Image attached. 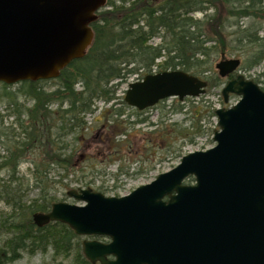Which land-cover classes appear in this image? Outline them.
<instances>
[{
  "label": "water",
  "instance_id": "95a60500",
  "mask_svg": "<svg viewBox=\"0 0 264 264\" xmlns=\"http://www.w3.org/2000/svg\"><path fill=\"white\" fill-rule=\"evenodd\" d=\"M107 0H0V83L56 79L83 58L94 40L91 24ZM239 59L216 64L227 78ZM208 82L182 70L146 75L129 84L125 103L145 111L169 98H198ZM216 145L185 155L172 170L122 197L72 189L81 204L53 203L35 213L38 227L67 225L86 239L92 264H264V90L237 73L222 89ZM190 177L192 185H184ZM109 257H112L110 259Z\"/></svg>",
  "mask_w": 264,
  "mask_h": 264
},
{
  "label": "trees",
  "instance_id": "16d2710c",
  "mask_svg": "<svg viewBox=\"0 0 264 264\" xmlns=\"http://www.w3.org/2000/svg\"><path fill=\"white\" fill-rule=\"evenodd\" d=\"M197 14H204L203 19H196ZM91 27L94 40L86 55L56 79L0 83V202L10 208L0 212V230L6 235L0 264L37 253H51L67 264H91L73 230L59 222L38 227L33 215L60 202L51 173L63 171L61 183L70 176L80 140L89 131L86 117L96 113L97 104L110 105L104 113L112 124L130 108L125 101L115 107L123 83L155 70H182L200 78L212 71L201 69L207 61L200 58L207 59L213 50L223 58L224 52L233 54L232 46L246 52L240 69L251 71L264 63V0H107ZM227 28H233L229 36ZM209 35L216 36L220 49L209 46L214 42ZM155 39L159 43L153 45ZM206 81L208 87L224 84L215 75ZM2 110L13 118L8 127ZM215 110L210 104L204 115L213 117ZM28 157L30 180L39 194L25 201L19 169Z\"/></svg>",
  "mask_w": 264,
  "mask_h": 264
},
{
  "label": "rangeland",
  "instance_id": "374dc122",
  "mask_svg": "<svg viewBox=\"0 0 264 264\" xmlns=\"http://www.w3.org/2000/svg\"><path fill=\"white\" fill-rule=\"evenodd\" d=\"M154 1L160 3L162 0ZM203 17L204 14L195 15L196 19ZM231 29L233 28H227L225 31L228 36ZM209 36L214 39L209 46L214 44L220 49L216 36ZM157 43L159 39L152 41L153 45ZM229 50L233 54L224 52V59H239L243 63L247 56L243 49L232 46ZM223 58L215 50L211 51L207 59L201 57V60L207 61L201 69L211 67L212 71L200 74V78L208 80L214 75L219 77L216 64ZM237 73L248 79H259V86L264 88V63L251 71L239 68ZM136 79L137 76H133L121 85L118 91L119 100L115 103L116 108L122 107L125 92L129 84ZM227 80L223 79L224 84L220 86L208 87L206 94L198 98H186L183 102L178 98L165 99L156 106L142 111L141 114H137L136 109L132 107L126 108L116 124L106 120L104 112L110 105L98 103L96 113L86 117L89 131L85 140H80L81 146L77 148L70 176L63 178L61 183L63 171L55 170L51 173L54 182L57 183L58 190L55 191L57 200L80 205V202L66 194L69 190L78 188H91L106 196H124L175 168L185 155L213 148L216 144L213 134L219 129L218 120L216 116L204 115V110L210 104L215 108H228L239 100L238 96L233 95L228 103H224L222 89ZM187 99L190 100L186 101ZM180 106L184 108L181 110ZM2 113L5 115L6 127L10 126L13 118L6 116L3 110ZM197 129L200 131L197 132ZM31 159L26 158L19 169L20 178L24 177L22 194L25 201H30L39 194L30 180ZM1 177H5V174L3 173ZM0 212H10V208L0 202ZM5 238V233L0 230V244ZM84 239L86 238H80L81 243ZM12 264H67V262L63 259L54 260L51 253H37L23 254L20 260Z\"/></svg>",
  "mask_w": 264,
  "mask_h": 264
},
{
  "label": "flooded vegetation",
  "instance_id": "af4514ba",
  "mask_svg": "<svg viewBox=\"0 0 264 264\" xmlns=\"http://www.w3.org/2000/svg\"><path fill=\"white\" fill-rule=\"evenodd\" d=\"M192 183H193L192 181L189 182V180H187L184 183V185H192ZM86 239H89V240H97V241H99L101 243H109L110 242V240L107 239V238H105V237H86ZM86 239H84V240H86ZM84 240L81 243L82 245H83ZM109 258L112 259V257H109ZM97 264H99V263H97Z\"/></svg>",
  "mask_w": 264,
  "mask_h": 264
}]
</instances>
